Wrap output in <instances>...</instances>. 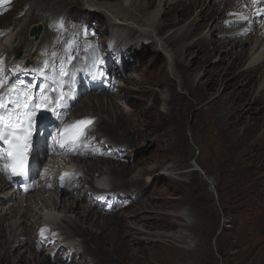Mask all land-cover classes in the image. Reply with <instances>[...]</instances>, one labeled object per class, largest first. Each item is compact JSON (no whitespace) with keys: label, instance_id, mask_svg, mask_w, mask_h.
Returning a JSON list of instances; mask_svg holds the SVG:
<instances>
[{"label":"rangeland","instance_id":"374dc122","mask_svg":"<svg viewBox=\"0 0 264 264\" xmlns=\"http://www.w3.org/2000/svg\"><path fill=\"white\" fill-rule=\"evenodd\" d=\"M103 1L121 2L130 10L137 12L139 16L141 15L138 9L139 1L143 5H147V2H149V0ZM197 1H200V3L180 16L181 12L179 10L184 5H178L179 10H177L174 9L176 4H172L173 0H170V2L168 0L162 2L156 0L155 5L142 15L144 21H149L150 25L141 28L154 30L156 25L164 19L165 11L172 12L174 19L181 18L180 22L172 27L170 25L166 26L158 37H155L159 44L157 49L153 43H149L146 49H142L143 43L149 40L144 39L141 42L137 40L132 49H128L129 51L125 52L123 56L122 52L129 43L116 45L111 52L109 51V49H112L111 44L108 43L105 46L108 39L111 38L110 36H112L110 15L101 13L99 16V11L95 12L89 9L82 0H0V40L4 37V34L13 29V26L17 24V20L21 17L24 19V15L29 14L32 23L24 34L25 41L21 47H28L29 52L32 51L33 54L30 57H35L36 61H39L42 51L50 49L52 46L54 51L51 50L53 52L51 58L54 59V55L58 53L56 50L61 45L48 41V36L53 35V28H61L66 24L63 33L67 32V26L69 32H76L75 37L72 39L76 43V47L75 49L72 48L71 46L74 43L71 44V42L66 41L64 42L66 47H63V51L71 53V59L73 60L76 55L81 56L80 52L82 51L87 55L90 51H99L106 55L109 60L108 67L103 68L102 75L100 74L97 78L90 77L92 85H97L96 80L99 82V80L108 79L106 84L114 85L117 88V93L130 97L129 101L123 100L121 103L130 107L133 104L132 108L138 110L137 115L134 113L126 114L130 118L126 126L113 127L112 130L107 132V136L110 135L109 137L113 139L126 140L125 143L127 144L123 147V151L120 149L121 146L116 145V149L107 147L109 152L103 151L99 156L91 157L93 160L97 159L95 161L107 159L135 167L129 177L141 173L142 171L139 170L141 167L150 168L149 172L141 175L148 178L149 183L143 184L145 186L142 187V195L139 198L136 197V194H131L117 200V195L114 194V199H109H111L110 203L112 205L116 204V210L114 211L117 214H114V211L101 212L105 216H113L124 220L129 219L130 221L132 216L137 213L144 217L143 222L140 221L138 225L142 229V233L137 235L141 238L143 244H136V248L133 245L125 255L122 252H111L109 250L110 256H114L115 264H264V136L256 144L253 143L255 136L247 144L241 142L240 139L247 132L245 129L247 124L243 122L236 127L228 126L226 122L233 120L230 113L228 114L231 111L230 102H226V110H224L226 117L225 120H221L217 117L220 114V112H217V106H215L216 111L215 109L212 111L205 101L202 104L195 103V95L190 93L191 88L199 84L201 87L196 89V95L202 96L205 88L216 95V91H212L210 87L211 75L215 74L216 69L224 72L225 68H228L232 62V55L239 51L238 49L232 51L234 40L231 43L223 44L224 33L228 30H237V27L249 20V16L253 13V20L251 21H253L252 27L255 31L249 35V38L253 37L264 24V9L262 6H255L261 5V3L264 5V0L259 2L251 0L250 6L247 3L239 8L231 6V10L224 9L226 0H220L218 8L213 11H211V7H208V5L214 4L213 0ZM189 2L190 0H183L182 4L184 3L187 6ZM229 2H232V0ZM46 3L50 4L49 7L46 6ZM52 10L54 13L50 17ZM6 12H9V14L6 15ZM11 19L15 21L11 22L8 27ZM167 20V18L164 19V21ZM39 21L45 23L46 30L40 41L34 43L29 38V30L31 25ZM117 21L120 24L122 23L121 20ZM234 21L235 25H231ZM197 23L201 25L200 29L195 34L190 35L187 40L179 43V46L164 45L166 38L175 31L180 33L187 28L191 29L193 24ZM138 32L139 30L136 29L135 36ZM66 35L64 39L68 40L69 37ZM200 36L212 38L210 51L213 54L211 58L202 53L199 47L195 48L190 56L185 57V50L176 55L178 49H182L186 44L191 43ZM246 36L248 35L244 37ZM150 41L152 42V39ZM247 46H249V42L243 48ZM21 47L9 55L10 57H1L0 75L2 78L14 79L17 75L16 72H20V65L23 64H19L17 57L23 55ZM137 48L140 49V55L136 54ZM113 51L114 53H112ZM177 57L182 61L179 70L174 64ZM142 58H145V60L142 61ZM121 61L124 64L122 68H119ZM66 62L68 61L65 58L58 62L59 76V69L61 67L65 69ZM249 63L248 60L243 61L240 65L241 69L247 67ZM15 65L17 70H15ZM130 73H133L131 75L133 79H129ZM109 74L111 77H108ZM182 74L191 77V84L188 88L183 87L181 84L180 77H182ZM27 75L30 79L29 72H27ZM126 77L128 79L123 80ZM263 80L264 78L260 77V81L256 82L252 97H255L261 90ZM90 81L84 79L83 84L90 85ZM35 83L36 81L29 86H33ZM79 83L74 87V93L80 90L81 80ZM67 86L69 85L67 84ZM172 92L181 98H176L170 108L164 94L168 96L167 98H170ZM210 95L212 96V94ZM227 96L224 94V99ZM82 99L84 98L82 97L72 109H78L77 104ZM187 102H191L192 105L187 106ZM69 110L62 113L61 120L68 116ZM168 111L171 112V115H167ZM214 117L216 118L214 119ZM168 121L172 125L166 127L165 123ZM224 128L229 132V135H225L227 132L225 130L224 135L221 136L220 130ZM218 129H220L219 132ZM170 130H173V136L169 138L167 134ZM260 130H258L260 133L257 131L256 136L264 134V127ZM103 132L105 131L100 126L94 128V135L101 136ZM126 133L129 134L126 135ZM104 141L103 138L98 140L97 145L93 148L98 149L99 146L104 147L109 144H105ZM50 146L47 147L49 152ZM109 146L111 145L109 144ZM88 148H92V146ZM117 152L122 153L118 157L112 155ZM48 159L49 155L46 154L43 167L40 170L41 174H43V171H47L51 176L57 175L60 171L49 168L50 166L47 163L50 160ZM195 162L202 170L206 171L212 183L199 170H196L197 168L195 169ZM101 165L104 167L103 164ZM98 174H100V171L93 175L94 184L97 183L96 177ZM70 185L68 184L69 187ZM120 189L121 187L118 188V190ZM48 191L57 192L53 185ZM34 193L31 192L30 194L33 195ZM115 193H119V191H115ZM20 195L21 193H17L14 200H18ZM93 196L98 200L109 197L101 194H94ZM95 199L90 202L91 205L94 204ZM110 203L102 205L104 207L102 209L109 210ZM186 209L190 214L191 222H187L180 215ZM146 217L153 218L147 219ZM8 222L9 220H7ZM112 229H114L113 225ZM184 229L190 234L189 236L194 243L191 244L188 238L180 239L176 237V234L182 233ZM58 240L60 239L58 238ZM12 244L13 247L16 246L15 243ZM57 247L59 248L58 244L53 248H49V251H52V249L57 250ZM62 250L58 252V256L66 254L65 250L63 252ZM46 251L48 252L47 249ZM23 253L30 255L29 251H23ZM73 254H70L69 257L71 261L87 264L84 261L86 257L81 261L82 258ZM67 255L62 257H67ZM105 263L104 260L98 258L97 264Z\"/></svg>","mask_w":264,"mask_h":264},{"label":"bare ground","instance_id":"6f19581e","mask_svg":"<svg viewBox=\"0 0 264 264\" xmlns=\"http://www.w3.org/2000/svg\"><path fill=\"white\" fill-rule=\"evenodd\" d=\"M82 1L89 9H92L95 12L99 11V16L101 13H107L110 15L112 36H110L111 38L108 39V42L105 44V46L108 45V43L109 45L111 44L110 46L112 49H109L111 52V50H114L116 45H121V43H129L125 50L123 52L121 51L123 56L125 52L132 49L133 44H135L137 40H139V42L143 41L144 39L149 40L143 43L142 49H146L149 43L155 44L157 49L159 44L158 40H155V37H158V35L165 29L166 26H175L181 20V18L174 19L172 17V12L165 11L164 19L167 18L168 20L164 21V19H162V22L156 25L154 30H150L147 28H141L146 25H150L149 21H144L142 15H144V13L149 8L155 5L154 3L156 0H149L147 5H143L141 1H139L138 9L140 12L139 14H141L140 16L137 14V12L135 13L134 11L130 10L121 2L111 3L103 0ZM162 1L163 0H161V2ZM168 1L170 2V0ZM182 1L183 0H173L172 2L173 5L176 4L174 9L176 8L177 10H179L178 5H184L179 10L181 12L180 16L186 14L189 12L191 7L200 3V1L197 0H190L186 6L184 3L182 4ZM219 1L220 0H213L214 4L211 6L208 5L209 8L211 7V11L218 8ZM229 1L230 0L225 1L226 6L224 9L228 8L231 10V6H234V8H239L244 3H247L248 5L251 3V0ZM256 1L259 2L260 0ZM49 5L50 4L46 3L47 7H49ZM258 6H262L264 9V5H262V3L261 5H256L255 7ZM223 12L225 11L223 10ZM53 13L54 12L52 10L50 17H52ZM8 14L9 12H6V15ZM24 16V19L21 17L19 20H17V24L13 26V29L8 31L6 34H4V37L1 38L0 59L3 56L8 57L16 49L23 46V42L25 41L24 34L26 33L29 25L32 23L29 14ZM117 20H121L122 23L120 24ZM251 20H253V13L249 16V20L237 27V30H228L224 33L225 36L223 44L231 43L232 40H234L232 51L233 49H238L239 51L238 53L232 55V62L228 68H225L224 72L216 69L214 71L215 74L211 75L210 87L212 91H216V95L214 93H210L211 91L208 88L203 90L202 96L196 95V89L201 87L199 84H196L195 87H192V90H190V93L195 95V103L198 102L202 104L205 101L206 104H209L208 107L212 111L215 109V106H217V112H220V114L216 116L221 120L226 117L224 110H226L227 103L230 102L231 111L228 112V114L230 113V117L233 118V120H230V122L228 121L226 123L228 126L234 127L243 122L247 124L245 127L247 132L244 133V137L240 139L241 142L246 144L254 136L255 140L253 143H259V141L264 136V134H258L256 136L257 131L264 127V80L261 83L262 88L259 93L255 97H252V91L253 88H255L256 82L260 81V77L264 78V24L256 31L253 37L249 38V35L255 31V29L252 27L253 21ZM13 21L15 20L11 19L8 27ZM234 23L235 21L232 22L231 25H235ZM33 26H37L39 30L35 34H30L29 30V38H31L34 43H37L40 41L41 37H43V34L46 30V25L43 21H39L38 23L31 25V27ZM200 26L201 25L197 23L193 24L191 29L187 28L180 33L175 31L172 35L166 38L164 45L171 47L179 46V43L184 42L189 38L190 35L195 34L198 29H200ZM64 28L66 29V24L61 28H53V35L50 34L51 36H48V41H53L54 43L61 45L57 48L56 52L58 53L54 55V59L51 58V55L53 54L51 50L54 51L52 46L50 49H44L42 51V55L38 59L39 61H36L35 57H30L33 54L32 51L29 52L28 47H21L23 50V55L17 57V59H19V64L29 65L33 63L29 67L22 65L23 68H21L20 66L22 73H30V79L26 81L25 86L28 87L30 84L36 81L32 88L36 89L38 95H40V89L44 88L47 94L52 97L53 103H56L57 92H48L47 90L54 88L59 89L66 93V96L65 99L59 102L56 106V108H58V113L55 119L50 120V123H38L35 126L33 152L31 155L33 166L30 175V178L32 177L31 180L33 182L32 190L29 192H21L20 198L18 200H14L17 192L11 191L0 176V264L82 263L70 260V254L72 255L73 253V255H77L82 258L81 261H83V258L86 257L84 261H86L87 264H97L98 258L100 260H104L107 264H115L116 261L113 259L114 256H110V251L122 252L124 253L123 255H125L133 245L134 248H136V244H143L141 238L137 237L138 234L142 233V229L138 227V225L139 222L144 218L140 215V213H137L136 215L134 214L132 216V220L130 221L128 219V221L119 218L117 219V217L113 216H105L102 215L101 212L106 213L116 210V204L114 203L115 205H112V203H110V200L114 199V194L117 195V200H121L122 197H127L131 194H136V197L139 198L142 195V187L145 186L143 184L149 183V179L142 177L141 175L149 172L150 168L141 167L139 169L142 171H140L141 173H137L129 177L130 173L135 169V167L123 165L119 161H111L107 159L95 161L97 159L93 160L91 158L92 156H99L103 151L109 152L107 147H113L116 149V145L121 146L120 149L123 151V147H125V144H127L125 143L126 140L119 141V139L116 140L117 138L113 139L112 137H109L110 135L107 136V132L112 130L113 127L120 128V126H126L130 121L128 120L130 119L129 116H126V114L134 113L137 115L138 110L132 108L134 106L133 104L132 107L128 105L124 106L121 102L123 100L127 101L130 97L117 93V88L114 85L106 84L107 79L103 81L99 80V82L96 80L97 85L95 82V85H92L90 77L97 78L100 74L102 75V69L108 67V57L99 51H90L87 55L81 50L82 47H80L81 49L79 50L82 51L80 52L81 56L76 55L74 60L71 59V53L64 52L63 47H66L64 44L66 41L71 42V44L74 43L72 39L75 37L76 32H69L70 30H68L67 26V32L63 33ZM136 29L137 31L139 30V32L135 36ZM65 34H67L66 36L69 37L68 40L64 39ZM243 35L248 36L244 37ZM150 39H152V42ZM212 42V38L200 36L191 43L186 44L182 49H178L176 55H179L182 50H185V57L190 56L193 50L199 47L202 53L207 55L208 58H211L213 52L210 51V45ZM247 42H249V46L243 48ZM164 45L163 47H165ZM71 47L75 49L76 43H74ZM139 50L140 49L137 48V55H140ZM63 58L68 61L65 63L67 74H60L59 76L58 62ZM91 59L93 60L89 62ZM144 60L145 58H142V61ZM245 60H248L250 63L247 67L241 69L240 65ZM87 63L89 67L87 66ZM174 64L178 70L181 69L182 61L179 57H177ZM15 70H17L16 65ZM41 73H43V75H41ZM44 75L46 82H41L40 85L37 84L38 76L43 77ZM131 75H133V73H130L128 76L129 79L133 77H131ZM128 77L125 79L123 78V80L128 79ZM84 79H87L88 82L90 81V85L83 84ZM180 79L183 87L188 88L190 86V76L182 74ZM53 80L61 81V85H58L57 87L53 86ZM80 80L82 82L81 88L78 92L74 93V87L80 84ZM119 83L121 82L119 81ZM67 84L70 87L67 86ZM63 88L68 89L63 90ZM4 92L6 95L10 94L8 89H5ZM210 94H212V96ZM224 94L228 95L225 99L223 97ZM82 97L84 99H82L81 102L77 104L78 109H72ZM167 97L168 96L164 94V98L171 108V106H173L174 100L180 96L172 92L171 97ZM191 105V102H187V106ZM68 109H70L68 116H66L64 120H61L60 117L62 113L67 112ZM167 113V115H171V112L168 111ZM215 118L216 117H214V119ZM79 121H91V123L78 126L77 122ZM170 121L165 123L166 127L172 125ZM74 125H77V128L83 127V134L79 135L76 139L72 138V144L60 141L59 146H50L49 153L51 156L48 159L50 161L47 164H49V168H53L55 170L58 169L60 172L54 176H51L47 171H43V174H41L40 170L38 171V165L41 163V148L44 138L47 134V128L52 127V132L56 133L55 138H57L59 137V131L66 132L68 135L74 134L77 130V128L73 127ZM97 126H100V128L105 131L101 136L96 134L94 135V128ZM219 130L220 129H218V132ZM225 130V128L220 130L221 136L224 135ZM128 134L129 133H126V135ZM227 134L229 135L228 131L225 133V135ZM167 135L169 138L173 136V130L168 131ZM102 138L105 140V144L109 143L111 146L107 144L104 146L105 149L103 146H99L98 149L93 148V146L97 145L98 140H101ZM51 142L48 140L49 145ZM62 143L63 147L61 146ZM43 145L48 146L46 142H44ZM90 146H92V148H88ZM121 153L117 152L116 154L112 155L118 157ZM42 163H44V161ZM136 163L138 164L139 162L137 161ZM101 164H103L104 167H102ZM196 166L197 164L195 165V169L197 168L196 170L201 172L202 168L199 165L197 167ZM97 171H100V174L97 175V183L94 184L93 175L96 174ZM61 177H64V179L62 180ZM61 182H65V184L61 185ZM68 184H71L70 187ZM52 185L56 189V193L51 191L47 192V190L50 189ZM119 187H121L120 190H118ZM134 189L136 190L135 193ZM115 191H119V193H115ZM31 192L35 193L31 195ZM94 194H101L102 196L107 195V197H109H105L106 199L103 200H98L94 198ZM93 199H95L94 204L91 205L90 202H92ZM107 203H110L109 206H111L108 208L109 210L102 209L104 208L102 205H106ZM114 214L117 213L114 211ZM180 215L184 217L187 222H191V217L187 209L183 210ZM152 218L153 217H149L147 219ZM7 220H9L8 223ZM112 225L114 229H112ZM41 230H44L43 235H41ZM112 231L114 232L112 233ZM189 235L190 234L184 229L182 233L180 232L176 234V237L180 239L188 238L189 242L192 244L194 241ZM58 238L60 240H58ZM12 243H15L16 246L13 247ZM57 244L59 246L57 250L52 249V251H49V248H53ZM20 248L21 250L17 252V250ZM46 249L48 252H45ZM61 250L62 252L65 250L64 252L68 254L67 257H62L66 254L58 256V252ZM23 251H29L30 255L23 253Z\"/></svg>","mask_w":264,"mask_h":264},{"label":"snow or ice","instance_id":"6c2138e0","mask_svg":"<svg viewBox=\"0 0 264 264\" xmlns=\"http://www.w3.org/2000/svg\"><path fill=\"white\" fill-rule=\"evenodd\" d=\"M61 75H66L65 69H59ZM43 75V73H41ZM4 78H0V84H3ZM53 83H56L53 80ZM13 90L10 86L9 91ZM48 92L56 91V103L46 93L45 89L40 90V95L37 97L38 103H32L31 88L25 90L21 88L19 92L15 93L14 98L11 100L12 107L9 108V99L7 96L0 94V141L8 144L9 150L6 153L0 154V157L7 156L11 158L12 172L18 175H24L26 165V151L31 146V129L36 117L37 112L42 108L54 109L57 104L65 99L66 93L59 89H49ZM26 97L21 99V97ZM91 121H79L78 126L90 124ZM74 125V128H77ZM83 134V127H78L76 132L72 134V138L76 139L79 135ZM63 147V143L61 144ZM63 180L64 177H61ZM44 230H41L43 235Z\"/></svg>","mask_w":264,"mask_h":264},{"label":"water","instance_id":"95a60500","mask_svg":"<svg viewBox=\"0 0 264 264\" xmlns=\"http://www.w3.org/2000/svg\"><path fill=\"white\" fill-rule=\"evenodd\" d=\"M38 30H39V28L37 27V26H33V27H31V29H30V33L31 34H35L36 32H38ZM32 64V63H31ZM30 65V64H29ZM195 164H196V162H195ZM198 166V165H197ZM196 166V167H197ZM199 168V167H198ZM201 173L202 174H204L206 177H207V179L210 181V179L208 178V176H207V174H206V171L205 170H201ZM211 182V181H210ZM212 183V182H211Z\"/></svg>","mask_w":264,"mask_h":264},{"label":"clouds","instance_id":"9594fccd","mask_svg":"<svg viewBox=\"0 0 264 264\" xmlns=\"http://www.w3.org/2000/svg\"><path fill=\"white\" fill-rule=\"evenodd\" d=\"M32 181V180H31ZM58 248V247H57Z\"/></svg>","mask_w":264,"mask_h":264}]
</instances>
